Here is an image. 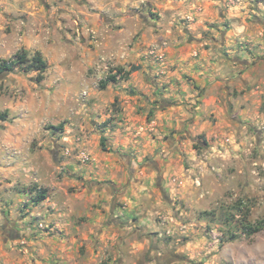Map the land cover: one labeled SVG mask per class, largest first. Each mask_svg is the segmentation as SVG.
<instances>
[{
  "label": "clouds",
  "instance_id": "obj_1",
  "mask_svg": "<svg viewBox=\"0 0 264 264\" xmlns=\"http://www.w3.org/2000/svg\"><path fill=\"white\" fill-rule=\"evenodd\" d=\"M0 264H264V0H0Z\"/></svg>",
  "mask_w": 264,
  "mask_h": 264
}]
</instances>
